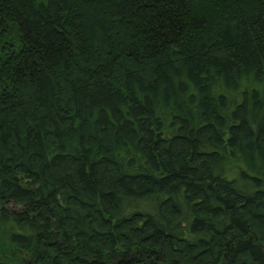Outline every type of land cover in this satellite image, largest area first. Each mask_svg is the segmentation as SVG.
Returning <instances> with one entry per match:
<instances>
[{
  "label": "trees",
  "instance_id": "trees-1",
  "mask_svg": "<svg viewBox=\"0 0 264 264\" xmlns=\"http://www.w3.org/2000/svg\"><path fill=\"white\" fill-rule=\"evenodd\" d=\"M0 264H264V0H0Z\"/></svg>",
  "mask_w": 264,
  "mask_h": 264
}]
</instances>
